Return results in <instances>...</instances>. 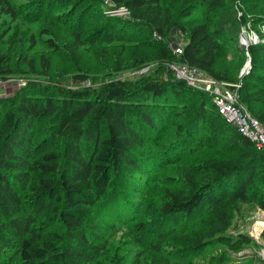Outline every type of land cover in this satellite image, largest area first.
<instances>
[{"label": "trees", "instance_id": "obj_1", "mask_svg": "<svg viewBox=\"0 0 264 264\" xmlns=\"http://www.w3.org/2000/svg\"><path fill=\"white\" fill-rule=\"evenodd\" d=\"M78 1L0 0V17H9L0 24V43L13 21H23L19 13L53 25L68 14L63 20L72 21L76 50L84 44V23L99 16L110 20L107 41L150 36L157 66L117 79L125 68L115 65L98 85L71 87L53 81L49 54L27 55L37 44L33 34L17 63L0 51V78L17 64L34 77L0 97V264H185L212 241L233 251L246 246L249 237L225 232L240 203L264 209L258 198L264 151L222 118L207 92L175 78L167 64L240 81L239 103L264 125V45L250 46L251 70L239 79L221 57L232 32V19L221 11L228 0H110L125 6L128 17L103 15L90 3L86 11ZM248 10L253 20L263 18V6ZM173 30L186 40L180 53L168 44ZM49 34L42 25L38 35L55 49ZM149 63L137 57L131 68ZM89 78L81 70L71 79ZM161 164L170 169L156 186ZM137 175L147 178L143 184L134 182ZM197 226L204 229L193 233Z\"/></svg>", "mask_w": 264, "mask_h": 264}, {"label": "rangeland", "instance_id": "obj_2", "mask_svg": "<svg viewBox=\"0 0 264 264\" xmlns=\"http://www.w3.org/2000/svg\"><path fill=\"white\" fill-rule=\"evenodd\" d=\"M228 1L229 4L221 8V11L225 10L226 15L232 19V32L226 36L229 37V43L225 46L224 51L221 53V57L234 70L235 76L237 75V77L241 79L251 70L250 46L258 44L264 45V15L260 21H256L249 17L250 12L247 11H249V7L253 5L252 11H256L263 6L264 12V0H252L250 2H244L242 0ZM79 2L81 3L80 6L82 5L86 11L91 4L101 9L102 14L103 11L105 13V9L108 5H115L114 2L110 0H108V4L105 0H88L86 3L80 0L78 3ZM58 6V3L52 4L54 11ZM123 7L125 8V6ZM76 12L77 11L74 13L78 14ZM128 14L129 10L126 16ZM19 15L21 16L20 18L24 17L23 21H13L10 32L4 36V43H0V51L4 52L5 55H10L12 62L17 63L25 47H28L27 41L29 35L33 34L37 44L30 52H27V55H35L39 52L49 54L52 62L50 75L53 81L61 79L62 81H66L68 86L75 87L83 84L89 85L92 80L95 85H98L101 82V76H104L103 72L106 70L108 71V69L111 70L110 68L115 65L125 68L121 72L115 73V78L117 79H134L138 74L146 72L148 69L150 71L157 66L154 47L152 46L154 41H151L150 36L148 37L147 34L143 33L136 37H124L122 40L113 39L107 41L105 32L110 20L104 23L99 16L89 17L88 19L90 20L85 22L82 28L84 44L75 50L71 44L72 34L70 28H72L73 25L72 21L63 20V18L67 19L68 14L63 15V18H58V23L54 25L48 24L47 22H30L27 21V19H29L28 16H23V13H19ZM118 16L124 17L125 13ZM243 16L248 18L245 23L241 22ZM3 19L9 20V17L1 16L0 24H3ZM42 25L50 31L48 36L53 37L56 43L55 49H47L42 40L43 37L38 35L42 29ZM10 34L13 38L8 39ZM95 34L98 35L95 38L98 40V43L92 42V38ZM243 35L245 36L243 37ZM171 36L172 37H169L168 44L171 45L172 49L179 47L186 41L181 33L175 32L174 30ZM143 41H149V43L145 45L146 43ZM260 55H264V52ZM141 56H145L150 63L143 66V68H131L133 59H137V57ZM246 63L247 65L245 66ZM244 66L246 71L242 73V69H245ZM14 70L13 74L7 79L0 78V97L12 96L20 87L24 86L27 81H31L32 78H34L30 74L23 73L25 66L22 64H17ZM81 70L89 74V80L83 81L80 84L72 82V74ZM238 83L240 86V81ZM169 169L170 168L163 164L155 167L154 172L156 176H158V178L154 180L156 186H158V183L161 184L162 178L168 173ZM124 173L126 174V172H122L120 175L123 176ZM146 179L147 178H141L137 175L134 182L143 184V181ZM258 181L262 187H264V177L258 178ZM117 189L116 185H113L111 192L117 193ZM155 189L153 195L158 191ZM126 193L130 195L129 191H126ZM261 193L262 192L258 194V198L264 197ZM137 200L139 201V198ZM144 216L147 217L148 215L145 214ZM231 219V225L225 232L226 235H228L227 237L238 235L247 236L250 242L246 244V246H243V248L238 251H233L229 249L224 242L210 240L212 242L208 243L202 250L189 254L183 262L185 264H264V209L254 202L240 203L238 209L233 211ZM198 226L193 233L204 229V226Z\"/></svg>", "mask_w": 264, "mask_h": 264}, {"label": "built area", "instance_id": "obj_3", "mask_svg": "<svg viewBox=\"0 0 264 264\" xmlns=\"http://www.w3.org/2000/svg\"><path fill=\"white\" fill-rule=\"evenodd\" d=\"M105 2L108 4V0ZM127 12L128 9L123 6L108 5L105 9L107 15L118 16L125 13L126 16ZM173 50L176 53L181 52L180 47H175ZM167 67L175 78L185 81L187 85L195 89L207 92L222 118L237 132L247 136L254 143L256 149L264 151V127L239 103V83L216 80L203 71L183 62L172 61L167 64ZM244 71L246 68L242 69V73Z\"/></svg>", "mask_w": 264, "mask_h": 264}]
</instances>
